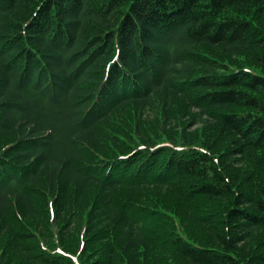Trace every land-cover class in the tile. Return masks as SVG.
Returning <instances> with one entry per match:
<instances>
[{
    "label": "trees",
    "instance_id": "trees-1",
    "mask_svg": "<svg viewBox=\"0 0 264 264\" xmlns=\"http://www.w3.org/2000/svg\"><path fill=\"white\" fill-rule=\"evenodd\" d=\"M0 264H264V0H0Z\"/></svg>",
    "mask_w": 264,
    "mask_h": 264
},
{
    "label": "rangeland",
    "instance_id": "rangeland-1",
    "mask_svg": "<svg viewBox=\"0 0 264 264\" xmlns=\"http://www.w3.org/2000/svg\"><path fill=\"white\" fill-rule=\"evenodd\" d=\"M197 127H196V125H194V126H192L191 128H190V131H193V130H195Z\"/></svg>",
    "mask_w": 264,
    "mask_h": 264
}]
</instances>
